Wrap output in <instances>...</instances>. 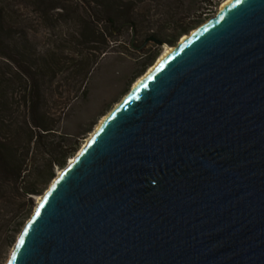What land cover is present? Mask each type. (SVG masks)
<instances>
[{
  "label": "water",
  "instance_id": "1",
  "mask_svg": "<svg viewBox=\"0 0 264 264\" xmlns=\"http://www.w3.org/2000/svg\"><path fill=\"white\" fill-rule=\"evenodd\" d=\"M78 151L6 264H264V0L219 7Z\"/></svg>",
  "mask_w": 264,
  "mask_h": 264
},
{
  "label": "trees",
  "instance_id": "2",
  "mask_svg": "<svg viewBox=\"0 0 264 264\" xmlns=\"http://www.w3.org/2000/svg\"><path fill=\"white\" fill-rule=\"evenodd\" d=\"M21 1L44 18L52 10H68L59 0ZM223 1L83 0L79 8L84 15L77 6L69 9L75 17L70 45L44 49L33 43L25 29L15 27L16 18L11 21L7 5L0 4V220L6 226L0 228L1 247L14 242V233L22 225L21 219L13 231L4 232L17 216L4 214L1 205L9 209L20 196L32 204L29 195L37 193L32 178L52 173L55 165L64 166L78 148L77 142L58 133L61 117L55 115L56 106L64 92L73 91L77 84L78 90L82 88L97 61L93 51L103 53L109 41L129 28L140 34L138 49L150 35L172 42L208 18ZM142 3L148 6L145 13L139 12ZM94 42L100 45L94 47Z\"/></svg>",
  "mask_w": 264,
  "mask_h": 264
},
{
  "label": "rangeland",
  "instance_id": "3",
  "mask_svg": "<svg viewBox=\"0 0 264 264\" xmlns=\"http://www.w3.org/2000/svg\"><path fill=\"white\" fill-rule=\"evenodd\" d=\"M58 2L68 8L67 12L66 10L63 12L60 9L52 10L44 18L34 7L26 4L24 1L0 0V4L7 5L6 12L12 17L11 21H14L13 16L14 19L16 18L15 27L25 29L33 43L40 49H44L49 45L69 46L73 39L71 34L74 31L73 21L75 20L73 13L69 9L77 6L78 13L83 14V10L79 8L82 6L83 0H59ZM146 3L148 2L146 1ZM146 3H142V6L139 8L140 13L146 12V8L148 7ZM220 5L215 8L208 18L217 12ZM153 11L154 8L152 9V13ZM150 13L146 14L147 18H150ZM202 22L191 27L185 33L178 35L172 42L162 41V45L149 42L142 49L137 48L140 44V34L134 33L129 28L122 35L118 36L116 40L109 41L103 53L93 51L97 56V61L89 72L82 88L78 90L79 86L77 84V87L75 86L73 91L64 92L63 98H61L62 103L60 102V98L56 102H60V104L56 106L57 114L55 115L61 117L58 133L73 139L79 144L78 148L72 155L66 158L64 166L55 165L52 173L46 172L38 176V178H32L37 188L36 194L29 195L32 204L26 202V200L29 201L28 199L20 196L17 204H14L16 207L15 211L13 205V208L9 207V209L1 205V211L4 214L7 215L9 212V217L17 216V220H13L12 224L7 227V230L5 228L4 232L10 233V230L13 231L16 223L21 219L22 225L21 229L14 233V242L11 245L7 247L0 246V264L7 263L24 224L35 209L37 197L41 196L49 188L58 171L64 168L70 158L82 147L100 120L130 91L134 81L144 75L156 63L166 47L177 44L184 35L190 33ZM92 45L96 47L100 44L94 42ZM51 103L55 106L53 100L50 101ZM0 221V228H2L5 226V221Z\"/></svg>",
  "mask_w": 264,
  "mask_h": 264
},
{
  "label": "bare ground",
  "instance_id": "4",
  "mask_svg": "<svg viewBox=\"0 0 264 264\" xmlns=\"http://www.w3.org/2000/svg\"><path fill=\"white\" fill-rule=\"evenodd\" d=\"M230 0H225V1H223L222 3H221V5H220V8H222L225 4H227L228 2H229ZM185 37V35L181 38V40L183 39ZM172 47V46H171ZM171 47L170 46H168V47H166L165 49H164V51L162 52V54L159 56V58L157 59V61H156V63L171 49ZM155 63V64H156ZM154 64V65H155ZM154 65L153 66H151L148 70H147V72L144 74V75H142L141 77H139L136 81H134V83H133V85L132 86H135V85H137L138 84V82L140 81V79H142L153 67H154ZM107 115V114H106ZM105 115V116H106ZM104 116V117H105ZM103 117V118H104ZM103 118L100 120V122L103 120ZM99 122V123H100ZM97 127V126H96ZM95 127V128H96ZM92 134V133H91ZM85 144V143H84ZM83 144V145H84ZM80 150V149H79ZM79 152V151H78ZM73 160V157H71L70 158V160L69 161H72ZM61 172V170H59L58 171V174ZM42 196V195H41ZM41 196H38L37 197V203H38V201L40 200V198H41Z\"/></svg>",
  "mask_w": 264,
  "mask_h": 264
}]
</instances>
